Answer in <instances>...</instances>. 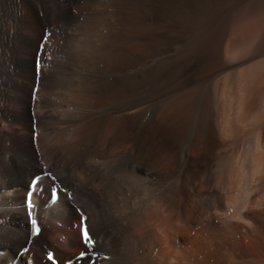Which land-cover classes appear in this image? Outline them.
Instances as JSON below:
<instances>
[{
    "label": "bare ground",
    "instance_id": "bare-ground-1",
    "mask_svg": "<svg viewBox=\"0 0 264 264\" xmlns=\"http://www.w3.org/2000/svg\"><path fill=\"white\" fill-rule=\"evenodd\" d=\"M0 264H264V0H0Z\"/></svg>",
    "mask_w": 264,
    "mask_h": 264
},
{
    "label": "snow or ice",
    "instance_id": "snow-or-ice-1",
    "mask_svg": "<svg viewBox=\"0 0 264 264\" xmlns=\"http://www.w3.org/2000/svg\"><path fill=\"white\" fill-rule=\"evenodd\" d=\"M39 179H40V178L37 177L36 180H33V181H32V185H33V187L36 186V182H37V180H39ZM29 195H31V193H29ZM51 199H52L53 201L56 200V192H55V191L52 192V194H51ZM29 206L31 207V203H29ZM32 224H33V226L36 225V220H35V219L32 220ZM39 231H40L39 227H36V228H35V232H36V233H39ZM82 235H83L84 243H85L86 245L89 246V252H90V251H91V237H90V235H89V230H88L86 227L83 229V231H82ZM25 251H27V249H25ZM86 255H88V253H86V252H81V253H80V256L78 257V259H83ZM48 259H49V260H52V259H53L51 253L48 254Z\"/></svg>",
    "mask_w": 264,
    "mask_h": 264
}]
</instances>
